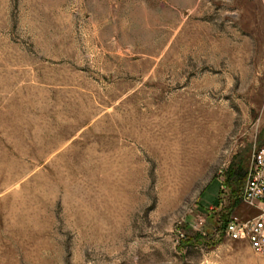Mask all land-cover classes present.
Masks as SVG:
<instances>
[{"label":"rangeland","instance_id":"rangeland-1","mask_svg":"<svg viewBox=\"0 0 264 264\" xmlns=\"http://www.w3.org/2000/svg\"><path fill=\"white\" fill-rule=\"evenodd\" d=\"M263 144L264 0H0V264H264Z\"/></svg>","mask_w":264,"mask_h":264},{"label":"built area","instance_id":"built-area-1","mask_svg":"<svg viewBox=\"0 0 264 264\" xmlns=\"http://www.w3.org/2000/svg\"><path fill=\"white\" fill-rule=\"evenodd\" d=\"M238 199L253 214L231 216L223 232L232 241H246L253 252L264 256V144L252 153Z\"/></svg>","mask_w":264,"mask_h":264},{"label":"trees","instance_id":"trees-1","mask_svg":"<svg viewBox=\"0 0 264 264\" xmlns=\"http://www.w3.org/2000/svg\"><path fill=\"white\" fill-rule=\"evenodd\" d=\"M245 176H246V169H245ZM245 176H244V179H243L244 181H245ZM244 181H243V184H244ZM227 221H228V220H227ZM227 221H226V222H227ZM226 222H224L223 227L225 226Z\"/></svg>","mask_w":264,"mask_h":264}]
</instances>
